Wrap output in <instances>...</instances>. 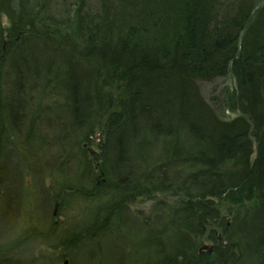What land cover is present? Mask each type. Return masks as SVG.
<instances>
[{"label": "trees", "instance_id": "1", "mask_svg": "<svg viewBox=\"0 0 264 264\" xmlns=\"http://www.w3.org/2000/svg\"><path fill=\"white\" fill-rule=\"evenodd\" d=\"M176 1L177 12L166 14L167 21L157 17L163 23L152 29L141 13L118 25L114 16L105 22L79 8L75 19L71 9L57 19L43 0H0V199L11 187V195L15 187L24 190L25 173L36 182L43 178V148L34 140L51 126L38 129V122L63 108L70 146L58 154L59 164L76 160L82 170L76 179L47 167L51 188L59 206L73 195L103 196L106 218L61 236L50 222L37 235L65 244L94 240L111 220L116 231L132 221L128 205L137 197L163 190L177 201L158 202L137 237L139 246H154L155 264H243L244 254L264 264V0ZM225 74L234 79L225 102L236 114L229 119L208 104L198 83ZM96 126L101 187L83 143ZM15 158L21 162L16 182ZM47 190L50 205L54 196ZM226 200L237 206L232 232L221 214ZM8 218L3 211L0 219ZM216 225H223L230 246H218L214 255L200 252L207 233L222 241ZM12 230L15 223L0 236V264H25L29 259L15 257Z\"/></svg>", "mask_w": 264, "mask_h": 264}, {"label": "rangeland", "instance_id": "2", "mask_svg": "<svg viewBox=\"0 0 264 264\" xmlns=\"http://www.w3.org/2000/svg\"><path fill=\"white\" fill-rule=\"evenodd\" d=\"M33 1L37 2L42 0ZM43 1H45L48 10L57 19L65 17L71 9L73 10L70 12L71 16H74L72 19L78 17L79 14H86L89 16H96V18L102 19L106 22L114 16L116 17V23L121 25V21L122 23H128L130 18H136V16L139 17L138 15L141 13L145 14L144 19L146 18V22L151 23L150 26L152 29L156 22H160L157 24L158 26L163 23L161 20L158 21L157 17L161 16V19L167 21L168 17H165L166 14H169L170 12L173 13L174 11L177 12L176 0H150V2L149 0H128L127 2L125 0ZM76 1L78 4H76ZM260 1L262 0H256V4ZM150 5L154 9L153 13H150L152 16L148 18L147 14L152 11ZM77 8H79V14L75 11ZM159 8L160 10H165L167 13L165 11L164 13L162 11L158 13L156 9ZM174 19L175 17L173 18L172 16L168 21L174 22ZM2 20L5 25L8 23V20L5 17H3ZM165 26H170L165 29V31L167 33L171 32V28L173 26L172 23L169 22L168 24H165ZM198 83L204 99L215 109L220 117L229 119L235 116L236 112L230 110L226 106L225 102L229 90L234 86V79L231 76L226 74L220 75L210 81L199 80ZM40 121L41 122H38V129H41V127L47 123L51 126L48 134L45 135L46 137L40 138L38 135L34 140L36 141L37 146L41 145V148H43L41 152L42 154L39 156L40 162L42 165H45L43 166V169L45 170L43 178L37 180L36 182L33 181L29 173H25L23 176L25 184L24 190L15 187V195H11L10 193H14V187H11V192L7 196L0 199V217L5 210L9 213L8 220L0 219V236L2 234L4 235V231L9 227H12L15 223V230H12L11 234H9L11 240L13 239L15 242V245H13V247L15 246L13 248L15 250V257L21 256L23 259H29L25 264H145L146 262L149 264H155L158 260V256L154 252V246H150V248L145 245L139 246L137 237L146 233V229L141 225L140 221H145L150 217L154 218L152 211L158 202L162 201L168 204H173L177 201L178 197L176 194L165 192L163 190L153 191L150 196H139L134 201L129 203V214L127 215L134 219L132 221L129 220L120 223V228L123 230L118 229L119 231H116L111 220L107 227L104 226V229H101L104 231L106 228L105 233H102L101 236H96L94 240L91 238H81L76 239V242H71L70 239H64L65 241H68L67 244H65L66 242L56 243V239H58L57 237L45 239L43 236L37 235L39 232H44L49 227L50 222L55 223L54 232L60 236L61 233H70L71 231L79 234L82 227L87 223H93L96 220L97 226L100 225V223L105 220L107 213L106 207L104 208L103 206L106 200L105 198H102L103 196L97 199L73 195L70 199L64 198L59 206L60 201L57 197H55V189L57 188H51L53 181L52 178L46 174L47 167L50 169L51 166H55L61 171L64 170L65 173L70 175V177L72 175H76V179L80 178L81 171H79V169L82 170V167L80 166L78 170L75 169L76 160L72 162L70 166H66L68 168L59 164L60 160L58 158V154L62 149H68V146H70L69 141L63 138L64 132L67 131V113L64 109H58L56 107L55 109L45 112L43 114V119ZM60 139L63 140L60 144L63 147L58 145L57 140ZM100 139L99 127L96 126L91 135L90 141L83 142L86 145L87 155L94 167V180H96L98 183L97 186L99 187H101V181L104 180L105 176L102 175L103 172L100 168V161L94 159L93 156L100 152ZM80 146H82V142L80 143ZM16 152V157L20 158L19 151ZM75 154L76 153H73V158L76 157ZM18 163H21L20 160L15 158V169H13L15 172V182L19 176L18 173L20 172L19 166H17ZM34 171L36 170L34 169ZM76 172L80 173L75 174ZM56 178L58 177H55L54 179ZM85 184L89 186L91 183L87 182ZM41 188L44 190L50 188V196H54L50 205L47 201L46 194ZM11 198L15 201L11 202L10 207L6 208L9 204L8 201ZM236 207L237 206L234 205V203L228 202L227 200L221 203V214L224 215L225 225H227L226 227L229 228L231 232L233 226L235 225L232 220L237 214V209H235ZM231 210L234 211V215L230 212ZM154 224L155 223L149 225L153 227ZM156 226L160 227L158 223ZM143 229L144 232L142 233ZM223 229V225L214 226L213 230L215 236L218 238L222 237V241H218L219 243H217L208 237L207 233L203 237L199 246L200 252H208L214 255L218 246H221L224 250L227 246H230V241L226 245L227 242L223 239V235H225ZM95 231L99 232V230ZM140 231L141 234L139 233ZM6 235L8 236V233ZM65 237L66 236H63L61 238ZM244 255V260L243 258H240L243 264H254L251 263L253 258L248 257L246 254Z\"/></svg>", "mask_w": 264, "mask_h": 264}]
</instances>
